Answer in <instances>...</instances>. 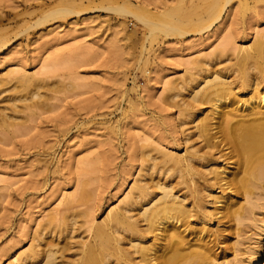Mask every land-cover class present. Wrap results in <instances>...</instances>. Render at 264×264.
Wrapping results in <instances>:
<instances>
[{
	"label": "rangeland",
	"instance_id": "obj_1",
	"mask_svg": "<svg viewBox=\"0 0 264 264\" xmlns=\"http://www.w3.org/2000/svg\"><path fill=\"white\" fill-rule=\"evenodd\" d=\"M125 2L158 21L189 8L187 0H0V264L29 252L41 226L60 224L55 217L76 212L74 240L88 239L93 220L126 203L137 179L147 181L152 154H184L191 144L181 104L198 84L199 66L230 65L238 47L264 34V0L248 7L232 0L212 24L203 4L183 34L153 39L135 18L105 8ZM62 5L77 13L36 24ZM11 70L36 88L23 89L6 76ZM173 84L182 97H172ZM13 95L23 100L14 104ZM237 228L231 242L240 240L237 257L245 259L258 230L249 221ZM237 228L223 234L234 237Z\"/></svg>",
	"mask_w": 264,
	"mask_h": 264
},
{
	"label": "bare ground",
	"instance_id": "obj_2",
	"mask_svg": "<svg viewBox=\"0 0 264 264\" xmlns=\"http://www.w3.org/2000/svg\"><path fill=\"white\" fill-rule=\"evenodd\" d=\"M187 1V10L175 7L161 21L147 8L135 11L131 2L105 8L124 19L135 18L153 39L157 32L183 34L184 24L192 25L191 17L203 4L206 20L216 21L232 0ZM239 2L247 6L248 0ZM76 10L57 6L36 24L64 19ZM237 49L230 65L199 66L198 84L181 104L183 121L192 124L184 154L158 150L160 159L152 154L147 181L137 179L126 203L113 206L102 222L93 220L88 239L74 240L80 223L76 212L71 218L55 217L52 221L60 224H50L46 232L41 226L29 252L10 264H264V34ZM15 73L6 76L20 79L23 89H33L30 77ZM172 89V97H182V89L174 84ZM34 91H29L31 99ZM22 100L14 95L9 99L14 104ZM0 121L6 126V120ZM86 191L81 187L77 197L83 199ZM213 219L216 227L211 226ZM228 221L233 222L221 228ZM247 221L257 227L259 238L249 256L239 259L240 240L231 241L240 236L237 226ZM227 228L238 232L230 237L223 234ZM229 250L234 259L228 258Z\"/></svg>",
	"mask_w": 264,
	"mask_h": 264
}]
</instances>
